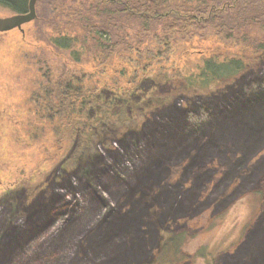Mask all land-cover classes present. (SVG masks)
Instances as JSON below:
<instances>
[{
  "label": "rangeland",
  "instance_id": "obj_1",
  "mask_svg": "<svg viewBox=\"0 0 264 264\" xmlns=\"http://www.w3.org/2000/svg\"><path fill=\"white\" fill-rule=\"evenodd\" d=\"M35 11L37 14L36 5ZM13 13L0 6V16ZM47 46L32 20L21 29L0 31V239L2 228L28 227L27 208L48 198L47 194H58L60 205L75 202L77 196L84 207L70 224L59 216L40 231L29 229L18 239L25 240L23 243L11 246L12 256L3 264H92L97 260L95 251L110 256L101 264H128L123 263L119 251L133 255L129 264H264V98L256 108L245 109L242 115L238 111L227 119L218 118L220 112L214 105L234 92H264V56L204 90L188 87L181 72L154 71L137 83L129 97L116 96L115 107L125 105L129 120L99 121L94 129V150L71 158L68 154L49 156L55 137L50 125L63 124L66 113L50 111V101L38 93L42 87L47 99L54 97V87L48 94V84L52 85L46 78L49 74L54 84H60L67 82L63 78L69 72H81L68 65L67 51L48 56ZM98 94L106 96L108 92L103 89ZM34 110L48 117L38 115L40 120L35 122ZM166 113L177 117L173 125L162 120ZM40 121L46 127L39 126ZM167 129L172 130L169 136L163 135ZM156 130L163 134H154ZM132 138L141 141L144 150L134 149ZM123 141L128 143V155L113 158V167L120 170L121 177L111 172L112 167L94 182L117 207L142 209V242L134 245L130 241L131 249L122 244L116 249L114 236L107 242L105 237L97 240L98 226L94 232L88 231L86 225L95 222L98 214L107 211L112 221L111 209L103 207L106 201L99 199L95 206L83 187L58 186L67 183L68 174L79 178L82 168L91 169L86 163L90 158L107 157L108 150L119 148ZM150 161H158L153 169L157 167L159 175L153 173L149 185L142 168ZM145 185L155 192L145 195L144 203L132 201L131 194L140 196ZM107 226L112 229V224ZM74 232L84 238L83 243L74 240ZM168 233L178 236V252L159 263L158 254ZM78 250L85 254L81 260L68 257L69 252Z\"/></svg>",
  "mask_w": 264,
  "mask_h": 264
},
{
  "label": "trees",
  "instance_id": "obj_2",
  "mask_svg": "<svg viewBox=\"0 0 264 264\" xmlns=\"http://www.w3.org/2000/svg\"><path fill=\"white\" fill-rule=\"evenodd\" d=\"M35 5L37 14L32 21L37 33L49 45L45 48L48 56L67 51L68 65L81 72H69L63 78L67 82L61 81L60 84L51 81L53 75H47L46 78H50L48 83H52L51 86L48 84V94L52 92L50 87L55 88L52 99H47L42 87L39 89L38 94H42L45 101H50V111L58 115L66 113L63 124H49L55 134L50 143V157L68 154L75 158L78 153L94 150V129L99 121L105 118L116 123L129 120L125 105L115 107L116 96L129 97L137 83L154 71L181 72L188 87L204 90L218 86L264 56V0H36ZM0 6L11 13L26 12L28 0H0ZM45 66L42 63V68ZM103 89L108 94L98 96ZM256 91L234 92L226 100L215 101L217 107L214 108L220 112L218 118L235 117L238 111L242 115L245 109L261 105L264 92ZM38 115L40 118L44 115L48 117L46 113L34 110L35 122L40 120ZM176 118L166 113L162 120L173 125ZM39 126L46 127L41 121ZM160 130L154 134H163ZM170 131L167 129L163 135L169 136ZM130 141L134 149L144 150L141 141L134 138ZM44 152L48 155L47 147ZM108 152L110 155L105 158L102 155L90 158L86 163L91 169L82 168L79 178L68 174L67 183L60 182L58 186L65 185L72 190L83 187L92 195L95 206L99 204V199L106 201L103 207L111 209L112 221L107 218V211L98 214L95 222L86 225L89 226L88 231L94 232V226H98L97 240L105 237L107 242V238L114 236L116 249L119 244L131 249V244L142 242L139 237L143 235L142 209L137 207L133 211L124 205L117 207L108 199L104 188L94 182L115 166L113 158L128 155V143L123 141L119 148L114 147ZM141 159L144 161L143 157ZM153 162L142 168L143 174H146L144 180L149 185L153 173L158 170L157 167L153 169L158 161ZM111 172L117 176L121 174L116 167ZM148 187H142L145 194L138 196L133 193L130 199L144 203V196L155 192L154 188L149 191ZM47 197L40 198L27 208L28 227L9 225L2 228L0 264L12 256V245L25 241L18 239L29 229L40 231L48 221H52L53 225L59 216H64L63 221H70V224L75 220L76 212L84 207L82 198L77 196H74L75 202H63L61 205L58 194H47ZM57 204L58 208L52 207ZM107 224H112V229ZM74 240L81 244L84 238L75 233ZM261 243V248H264V242ZM105 244L111 248V244ZM178 245V236L168 233L163 239L158 262L164 263L175 257ZM88 253L93 254L92 250ZM118 253L124 257L123 263L131 262L132 254ZM82 254L80 250L71 251L68 257L81 260ZM94 254L97 260L92 264H101L106 257L110 259V256L98 251Z\"/></svg>",
  "mask_w": 264,
  "mask_h": 264
},
{
  "label": "water",
  "instance_id": "obj_3",
  "mask_svg": "<svg viewBox=\"0 0 264 264\" xmlns=\"http://www.w3.org/2000/svg\"><path fill=\"white\" fill-rule=\"evenodd\" d=\"M35 4L36 0H28V9L26 12L0 16V31L11 30L13 28L21 29L23 24L33 20L36 16Z\"/></svg>",
  "mask_w": 264,
  "mask_h": 264
}]
</instances>
